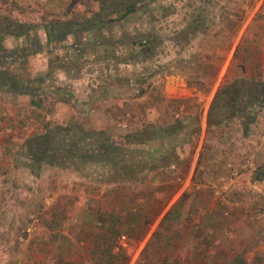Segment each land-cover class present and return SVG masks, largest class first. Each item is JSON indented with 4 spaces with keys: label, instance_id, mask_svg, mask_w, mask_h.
Here are the masks:
<instances>
[{
    "label": "rangeland",
    "instance_id": "374dc122",
    "mask_svg": "<svg viewBox=\"0 0 264 264\" xmlns=\"http://www.w3.org/2000/svg\"><path fill=\"white\" fill-rule=\"evenodd\" d=\"M104 1L0 0V68L6 67L3 72L7 74L17 71L15 75L26 79L31 76L34 80L35 91L30 97L36 98L35 102L41 99L42 106L38 103L33 108L28 102L33 116L35 109L40 111L31 127L43 123L44 129H49L48 163H56L57 158L63 163H74L64 168L48 166L46 160H39L38 149L29 150L25 143L28 134L21 131L17 135L23 144L18 143L15 148L14 140L0 132V142L5 141V148L0 147V264L156 263L147 255L151 253L144 249V243L158 218L121 222L109 214L117 201L108 198L114 190L137 189L135 178H144L137 182L144 187H158L166 196L175 183L184 185L172 171L177 177L187 173L190 159L197 152L200 154L192 182L199 184L208 178V182L200 184L204 185L209 207L212 197L228 209L232 208L231 199L238 197L246 209L249 203L253 205L245 215L250 226L240 233L242 238H236L240 248L235 252H239L227 264H259L261 258L260 264H264L263 252L255 256L253 243L246 241L250 234L264 242V152L257 150V140L264 132V117L257 120L254 129L259 134L243 133L246 114L205 129L202 134L197 114L186 117L180 110V106L185 110L193 103H177L166 97L182 95L186 80L195 98L207 99L220 51L226 52L229 31L233 29L224 24V37L207 41L213 53H200L202 35H209L213 26L210 17H233L236 8L237 17H245L251 5L247 0H154L120 21L107 22L116 14L109 13ZM98 12L104 23L91 27L88 19L98 17ZM18 23L27 31L29 44L24 51L23 40L13 44L14 48L7 49L3 44L6 31L20 29ZM28 25L33 27L26 28ZM45 29L49 31L46 44L41 33ZM41 48L46 50L48 68L36 73L34 65L44 61L36 55L42 53ZM15 58H26L23 67L27 69L17 66L20 62ZM65 70L74 71L73 83L88 75L90 88L95 85L88 93L94 97L91 104L95 111L89 108L82 115V108L78 109L73 101L74 107L56 103L73 98V85L78 87L77 97L83 99L87 95L79 83L71 87L65 77H58L57 73L62 75ZM0 81L13 89L3 78ZM7 100L15 104L16 99L6 96ZM57 109L64 116L68 111L72 113L63 124L61 119L53 118ZM93 113L94 118H89L88 114ZM46 114L51 118L40 121L39 117ZM60 145H68L73 157H67L71 152L67 148L53 150ZM97 145L100 148L94 147ZM108 145L113 147L109 153L101 151ZM117 148L125 150L126 156ZM52 155L57 158L52 159ZM92 156L95 158L90 161ZM173 157L180 161L169 172ZM67 186L71 190L66 193ZM85 191H95L99 198L78 195ZM96 209L100 212L95 213ZM107 209L108 214L103 212ZM121 235L126 237V246L115 252Z\"/></svg>",
    "mask_w": 264,
    "mask_h": 264
},
{
    "label": "crops",
    "instance_id": "0c3cea01",
    "mask_svg": "<svg viewBox=\"0 0 264 264\" xmlns=\"http://www.w3.org/2000/svg\"><path fill=\"white\" fill-rule=\"evenodd\" d=\"M247 2H249V6L251 5V8L245 17H237L239 14V9L237 8L232 12L233 17H210L209 22L213 25L209 28L211 33L209 35H202L203 39L200 40V53L205 51L206 54H212L213 50L211 51V49L207 46V41L214 39L215 41L217 39L219 41L223 38L224 24L232 25L233 27V29H230L231 31L228 30L230 32V40L226 47V52L224 49L220 51L221 56L219 58V64L216 65L217 69L215 74L212 76L213 84L207 99H204L203 97L201 98L200 96L195 98L196 94L192 92V87L189 88L186 80L183 82L184 93L182 95L166 96L168 100L175 101L177 103H187L191 105L193 103V107L187 106L184 110V107L180 106V110L186 117L192 118L197 114L202 134L205 129H209L210 127H219L226 122L225 121L219 125H208L206 121L208 108L216 91L222 85L229 83H241L245 86L263 88L264 91V0H247ZM259 15L261 16L257 17ZM205 19L208 20V17H205ZM41 33L43 37H45L46 44V39L49 37V31L45 29L41 31ZM214 33L215 35L213 36ZM68 36L65 38H70ZM26 37L27 36L25 35L17 37L7 35L4 40L5 42L3 43L6 46L4 47L7 48L10 46L14 48L16 46L13 44L18 43V40H23L22 51H24L27 47L26 45L29 44V41H26ZM41 43L43 42L41 41ZM45 48L40 49L42 53L36 54L44 59L43 62H39V65H34L33 70H35L36 73H42L48 68V56L46 55ZM192 49L193 48H191V52ZM18 51H21V49H18ZM214 51L218 54V50ZM16 59H19L20 62L16 64L17 66L22 69H27V67H23L27 63L26 58H15L14 60ZM29 64L31 65V63ZM5 68L6 67L0 68V78H3L4 82H9L11 87L13 86V89L10 88L9 90V87L5 86L6 84L0 83V132H6L8 137H11V139L14 140V147L16 148L18 143L23 144V142L19 141L17 137L21 131L26 135L28 134L29 137L25 141V143H28L29 139L38 137L39 135L46 133L49 129H44L43 123L42 125L35 124L31 127V122L38 118L37 112L40 111L35 109V115L33 116L32 110L29 109L30 106L28 102L32 104L33 108L35 107L34 104L37 105L38 103L42 106L41 99H37L35 102L36 98L30 97L33 95L32 91H35L33 90L36 86L34 80L31 79V76L26 79L15 75L17 71L13 72L14 75L9 73L7 74V72H3L5 71ZM73 72V70H65L62 75L61 73L57 74L58 77H65L71 84V87L72 84L79 83V86L85 89V95L87 94L86 97L83 99L77 97L75 94L78 91V87H74L75 85H73V98L70 101L67 100L66 102H63L62 100L61 103H56L59 105L62 104L63 106L65 104H71L70 106L74 107L71 103L73 101V103L77 104L78 109L80 107L82 108L83 113L81 111V114L86 115V111L89 108L93 109L91 103L94 100V97L88 93L92 91V87L95 85L91 84L90 88L89 83L91 82L86 74L85 76L79 78L80 80H78V83H73L71 79V77H73ZM85 80L87 85L85 84ZM195 90L197 91L196 88ZM199 93L202 94L203 91L199 90ZM6 96L14 97L16 99L15 104H13V102L10 103L9 100L5 101ZM29 97V101L20 103V100H26ZM109 100L110 99H107V101ZM105 101L106 99L103 102L105 103ZM5 102L7 104H4ZM257 102H260V99H258ZM261 103L260 105L255 104L252 106L250 112L253 115L254 120L248 123L246 134H259V131H255L254 129L257 124V120L264 117V100ZM57 110L58 112L54 111L55 114L53 118L61 119L62 122H60V124H63L65 117H70L72 114L71 111H68L67 116H64L63 113L61 114L59 112L60 109ZM91 111L95 110L93 109ZM106 111H104V113ZM88 117L94 118V113L92 115L88 114ZM49 118H51V116L46 114L44 116H40L39 120L42 121L44 119L46 121L49 120ZM243 128L244 127L242 126V131ZM34 131L38 132L32 135L31 133ZM67 135L68 133L65 138H67ZM85 139L84 142L87 141ZM80 143L83 142L80 141ZM257 143V150L264 152V132L259 135ZM4 144L5 141H1L0 147L5 148ZM38 146L39 145L35 144V148L39 150L42 149V147L45 148L44 146ZM98 146L99 145L94 147L100 148ZM94 147L92 151H94ZM65 148H67V152L68 150L71 151L69 156L67 154L65 155L70 158L73 157L71 156L73 154V150L69 149L68 145H60V147L57 146L53 150L57 152L58 150H65ZM101 151L109 153L108 146L103 147ZM199 154L200 153L197 152L193 159L191 157L187 173H182L183 175L180 174V177L175 176L174 171H172V169L177 167V163L180 160L177 159L176 162L174 157L172 158V161L168 158L169 162L171 161L168 165L169 172L172 171L174 178L184 183L183 186L175 183L173 188L168 189L165 196L164 193H160V188L156 187L155 189L149 184L144 187V185L139 183L143 182L144 178H139V180L135 178V183L138 188L132 191L127 190V192H122L123 190H114L111 197L108 199L112 198L117 201V203L113 206V209H111L110 212L108 209L103 211L107 214L109 212L110 215H114V217L119 219L121 222H127L128 220L131 222V220H139L143 218L145 221H155L158 218L157 226L154 227L150 237L144 243V247L146 248L144 249H149V252L151 253L150 255L157 264H227L228 261L234 259L239 252V250L235 252L236 248H240L236 243V238H238L237 236L240 237V233L250 226L251 221H246L245 215L246 212L250 211L249 208L253 207V205H250L251 203H249L246 209L245 203H241L242 201H240V197L231 199L233 203L231 209L225 207L222 201L216 200V197H212V206H208V199L206 198L205 200L204 185L200 184L202 182H208V178L200 180L199 184L194 181L192 182L196 166L198 165ZM188 157L190 158L189 155ZM93 158L95 157L92 156L89 160L93 161ZM155 158L154 161H156ZM238 159L239 158H235L234 160L238 161ZM57 160L58 161L54 164H49L47 161V165H55V167L64 168L69 167L70 165L68 164H71L69 161L63 163L60 159ZM247 160L250 162V158ZM262 162L264 163L263 158ZM205 174L206 173H204V175ZM237 180L239 181L238 177ZM262 180H264V178ZM186 182L191 184L189 186L185 185ZM70 190L71 186H67L66 193L70 192ZM61 192H65V190ZM94 192L95 191H85L81 194L78 193V195L88 199L99 198V196ZM102 194L104 193L102 192ZM236 194L239 196V191H237ZM163 197H166V199L164 201L160 200V198ZM95 202L96 205H99V201L95 200ZM97 212L99 213L100 209H96L95 213ZM123 213L126 215L125 217H123ZM223 234H227V236L223 237ZM240 238H242V236ZM246 241H251V243H253V252L255 253V256L260 254L261 251L264 254V250H262L264 249V242H262L263 239L258 241V239L256 240L255 235L248 234ZM147 245L149 246L148 248L146 247ZM241 252H243V249ZM247 259L250 261L255 260L254 257L251 259L247 257ZM260 261H262V258ZM260 261L258 260L259 264L261 263Z\"/></svg>",
    "mask_w": 264,
    "mask_h": 264
},
{
    "label": "trees",
    "instance_id": "16d2710c",
    "mask_svg": "<svg viewBox=\"0 0 264 264\" xmlns=\"http://www.w3.org/2000/svg\"><path fill=\"white\" fill-rule=\"evenodd\" d=\"M151 1L154 0H105L104 4L109 10V13L116 14V17H108L106 21L107 22L120 21L124 19L128 14L133 13L136 10H139L144 4H147ZM97 15L98 17H95L93 19H88L89 20L88 24L89 25L91 24V27H94L96 25L101 26L104 23L102 17H99L101 13L98 12ZM18 26H21L19 30L17 31L8 30L6 31V34L13 35L16 37L24 36V35L26 36L27 31L22 29L23 25L18 23ZM27 27L30 29L33 27V25L32 26L28 25L26 26V28ZM258 99H260V102H257ZM263 100H264L263 88L261 89L257 87L245 86L241 83L239 84L229 83L222 85L216 91L212 99V102L208 108L207 117H206L207 124L219 125L225 121L234 119L237 116L246 114L248 120L243 126L244 127L243 133L246 134L248 123L254 120V117L250 112L252 106L255 104L260 105V103ZM49 142H50L49 136L46 133H44L42 135H39L38 137L29 139L27 144L29 146V150L37 149L35 148V145H33V143L39 145L38 147L46 145L45 148L42 147V149L40 150L38 149V151L40 152V156H38V158L39 160L44 161L48 158L47 152L49 148H47L48 146L47 144H49ZM108 148L110 152L113 147L111 145H108ZM116 150L117 151L121 150L119 152H121L123 157L126 156L125 150L118 148ZM53 158H57V156L55 157V155H52V159ZM146 247L148 248L149 246L147 245ZM120 249H121L120 246L118 247L116 245L114 247L115 252H119Z\"/></svg>",
    "mask_w": 264,
    "mask_h": 264
},
{
    "label": "built area",
    "instance_id": "2783aa9c",
    "mask_svg": "<svg viewBox=\"0 0 264 264\" xmlns=\"http://www.w3.org/2000/svg\"><path fill=\"white\" fill-rule=\"evenodd\" d=\"M118 245H119L120 247H124V246H126V237H125V235H121V236L119 237Z\"/></svg>",
    "mask_w": 264,
    "mask_h": 264
}]
</instances>
